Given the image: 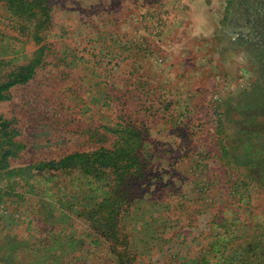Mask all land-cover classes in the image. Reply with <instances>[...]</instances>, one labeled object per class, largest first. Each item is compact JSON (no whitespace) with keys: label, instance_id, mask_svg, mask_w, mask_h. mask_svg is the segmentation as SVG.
<instances>
[{"label":"rangeland","instance_id":"1","mask_svg":"<svg viewBox=\"0 0 264 264\" xmlns=\"http://www.w3.org/2000/svg\"><path fill=\"white\" fill-rule=\"evenodd\" d=\"M46 1L51 24L37 42L34 19L0 0V81L46 46L32 77L0 101V115L13 119L24 144L9 168L110 148L120 135L108 127L125 124L142 141V170L122 187L118 215L116 249L132 257L128 264H198L224 219L245 242L263 217L264 188L236 195L217 124L255 79L247 51L230 41L246 34L240 13H226V0ZM10 180L21 195L0 202V238L42 236L37 212L60 186L30 172ZM100 194L107 195L76 197L86 206ZM55 213L58 239L30 245L26 258L49 264L56 253L64 264H117L113 242L89 221Z\"/></svg>","mask_w":264,"mask_h":264},{"label":"trees","instance_id":"2","mask_svg":"<svg viewBox=\"0 0 264 264\" xmlns=\"http://www.w3.org/2000/svg\"><path fill=\"white\" fill-rule=\"evenodd\" d=\"M7 1L14 14L34 19L33 37L37 42L42 41L43 32L51 24V10L47 1ZM230 10L238 11L239 20L246 24V34L230 37V41L247 51L255 79L250 88L235 99L234 113L223 120L219 119L217 124L224 136L218 143L221 161L236 173L232 188L243 200L250 197V187L264 188V0H226L225 12ZM224 20L225 17L222 18ZM44 49L45 45L40 46L37 59L12 70L5 80L0 81V101L9 98L10 87L26 83L32 77L35 68L42 62ZM108 129L120 135L110 148L101 146L92 151H76L58 159L9 168V159L16 157L24 144L15 139L18 129L13 119L0 115V182L4 181V186L0 187V202L5 196L21 195L12 191L14 184L10 178L22 172L41 177L46 184L60 186L58 192L52 193L44 202L42 211L37 212L39 223L44 225L42 236L28 232L22 237L10 235L0 238V264H38L30 261L32 256L26 258L28 250H31L30 245L47 246L58 239L56 235L61 232L53 229L58 223L55 211L61 213L65 210L83 217L105 241L113 242L110 249L118 259L117 264L132 261V257L126 256L124 251L116 249L119 241L117 225L120 207L125 199L122 187L131 176L142 170L139 153L142 141L140 133L132 132L128 125L118 123ZM252 141L257 142V148L250 150L248 147ZM241 150H246L242 156ZM48 189L50 186L46 185L44 193ZM91 192H104L107 195L100 194L92 205H82L76 196L83 197ZM216 225L219 231L212 236L213 240L200 256L198 264H264V214L251 234L244 238L245 242L230 230L232 224L225 223V219ZM47 257L51 259L49 264H64L65 258L60 259L61 256L56 253Z\"/></svg>","mask_w":264,"mask_h":264},{"label":"crops","instance_id":"3","mask_svg":"<svg viewBox=\"0 0 264 264\" xmlns=\"http://www.w3.org/2000/svg\"><path fill=\"white\" fill-rule=\"evenodd\" d=\"M224 10H225V6H224Z\"/></svg>","mask_w":264,"mask_h":264}]
</instances>
